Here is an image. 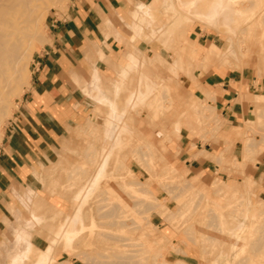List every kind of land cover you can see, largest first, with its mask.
Segmentation results:
<instances>
[{"label": "rangeland", "instance_id": "rangeland-1", "mask_svg": "<svg viewBox=\"0 0 264 264\" xmlns=\"http://www.w3.org/2000/svg\"><path fill=\"white\" fill-rule=\"evenodd\" d=\"M226 1L214 3L219 11L213 20L203 18L211 0H143L106 21L105 37L117 46L100 56L107 68L98 70L105 94L113 98L127 55L140 63L128 73L119 110L137 89L140 72L157 89L120 123L130 131L127 144L115 149L106 176L90 194L85 226L68 238L67 225L60 228L74 215V196L111 148H103L102 137L109 109L84 92L93 86V64L79 84L91 114L66 132L34 188L13 189L0 264L19 260L28 242L33 251L20 264H34L49 247L46 264H264V184L254 176L257 167L264 170V0H235L234 20L223 19ZM69 3L43 1L42 43L27 51L29 85L21 77L26 87L19 95L12 90L15 81L0 105V148L18 114L31 106L36 58ZM213 75L215 83L228 86L207 85ZM224 89L233 110L224 106Z\"/></svg>", "mask_w": 264, "mask_h": 264}, {"label": "crops", "instance_id": "crops-1", "mask_svg": "<svg viewBox=\"0 0 264 264\" xmlns=\"http://www.w3.org/2000/svg\"><path fill=\"white\" fill-rule=\"evenodd\" d=\"M217 1L211 0L209 10L203 18L213 20L216 17L219 7L215 8L214 3ZM138 2L143 0H70L68 12L53 21L51 42L36 58L34 64L32 90L29 93L31 106L24 107L18 114L17 121L9 130L7 140L0 148V250L4 244L5 220L9 219L6 205L12 203L14 199L13 189L34 188L33 181L37 179L36 175L51 160L66 132L81 124L91 114L86 96L79 84H82L83 80L89 76L95 63L92 81L89 83V87L93 84L92 89L84 88V92L96 104L109 109L108 116L104 120L102 137L103 148L108 146L111 148H109V156L105 155L101 159L93 178L77 190L73 199L74 215L72 218L67 216V222L62 224L60 229L64 230L67 225L68 238H71V233L74 238L85 226L84 209L90 201V194L98 189L106 176V170L115 149L121 150L127 144L124 142V137L130 131L126 124L119 126L120 123L129 109L147 103L157 89L154 80L147 73L140 72L137 89L130 90L126 94L124 106L119 110L117 98L124 88L128 73L140 63L134 55L126 56L127 62L122 65L119 78L113 82V98H109L100 85L101 78L98 70L106 68L100 56L101 54L110 55V51H114L117 46L112 36L105 37V23L107 20L111 22L120 11L128 10ZM142 4L144 3L138 5L136 13L141 9ZM235 4V0H227L226 6L220 9L224 20H234V17L239 14ZM140 22L149 23L144 17L140 18ZM133 29L136 32L141 30L140 26L135 25ZM123 55L124 52L120 62ZM214 77L216 76H208L205 83L228 86L226 81L215 83ZM223 91L224 106L228 110H233L234 105L228 99L230 96L228 90ZM193 163L200 164L197 160H193ZM254 176H257L264 184V170L261 167H257ZM82 205H84L83 208H81ZM81 209L80 221L74 224V218ZM20 239L21 237L17 235L16 241L19 242ZM50 250L51 247L39 251L34 264H46ZM32 251V245L28 242L27 253L19 260H13L11 264L24 262Z\"/></svg>", "mask_w": 264, "mask_h": 264}, {"label": "bare ground", "instance_id": "bare-ground-1", "mask_svg": "<svg viewBox=\"0 0 264 264\" xmlns=\"http://www.w3.org/2000/svg\"><path fill=\"white\" fill-rule=\"evenodd\" d=\"M43 1L0 0V105L5 102L6 90L15 81L16 86L12 90L19 95L29 85L27 51L31 44L42 43L39 34ZM21 77L26 79V85L19 84ZM81 213L82 209L74 218V224L80 221ZM70 236L72 238L73 233Z\"/></svg>", "mask_w": 264, "mask_h": 264}]
</instances>
